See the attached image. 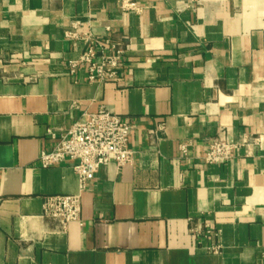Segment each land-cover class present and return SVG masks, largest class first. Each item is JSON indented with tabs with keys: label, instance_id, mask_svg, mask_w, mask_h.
Wrapping results in <instances>:
<instances>
[{
	"label": "crops",
	"instance_id": "1",
	"mask_svg": "<svg viewBox=\"0 0 264 264\" xmlns=\"http://www.w3.org/2000/svg\"><path fill=\"white\" fill-rule=\"evenodd\" d=\"M77 20L124 50L118 79L71 72ZM102 107L135 155L81 190L39 155ZM220 135L240 148L208 164ZM78 192L81 222L43 216ZM0 264H264V0H0Z\"/></svg>",
	"mask_w": 264,
	"mask_h": 264
},
{
	"label": "built area",
	"instance_id": "2",
	"mask_svg": "<svg viewBox=\"0 0 264 264\" xmlns=\"http://www.w3.org/2000/svg\"><path fill=\"white\" fill-rule=\"evenodd\" d=\"M65 36L84 46L79 59L70 61L71 72L83 65L88 68L90 81L105 82L119 78L124 65V50L118 48L110 37L96 36L90 24L80 20L72 23ZM134 127L133 123L103 107L96 112L86 113L57 137V143L51 150L41 151L40 166L50 168L71 162L82 190L103 166L115 162L118 167H123L132 162L135 151L129 147V141ZM163 128V125L159 127ZM51 134L56 137L54 132L51 131ZM189 145L188 141L180 144L182 155L187 154ZM239 148L240 145L227 136H217L208 145L205 161L208 164L228 163ZM81 211L79 192L49 195L43 203V216L57 220L63 228L70 222H81ZM192 232L199 237L219 235V230L209 224H205L204 228L193 227ZM211 249L217 251L219 246Z\"/></svg>",
	"mask_w": 264,
	"mask_h": 264
}]
</instances>
